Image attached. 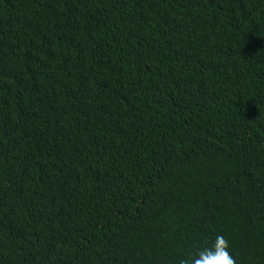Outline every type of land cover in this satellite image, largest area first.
<instances>
[{
  "label": "trees",
  "instance_id": "16d2710c",
  "mask_svg": "<svg viewBox=\"0 0 264 264\" xmlns=\"http://www.w3.org/2000/svg\"><path fill=\"white\" fill-rule=\"evenodd\" d=\"M264 264V0H0V264Z\"/></svg>",
  "mask_w": 264,
  "mask_h": 264
},
{
  "label": "clouds",
  "instance_id": "9594fccd",
  "mask_svg": "<svg viewBox=\"0 0 264 264\" xmlns=\"http://www.w3.org/2000/svg\"><path fill=\"white\" fill-rule=\"evenodd\" d=\"M229 248L225 237L217 235L211 248L200 251L196 257L187 261H181V264H235Z\"/></svg>",
  "mask_w": 264,
  "mask_h": 264
}]
</instances>
